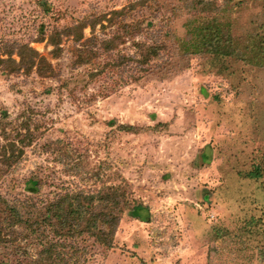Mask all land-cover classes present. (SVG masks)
Listing matches in <instances>:
<instances>
[{
	"label": "rangeland",
	"instance_id": "rangeland-1",
	"mask_svg": "<svg viewBox=\"0 0 264 264\" xmlns=\"http://www.w3.org/2000/svg\"><path fill=\"white\" fill-rule=\"evenodd\" d=\"M8 142L11 202L122 184L148 206L79 264H264V0H0Z\"/></svg>",
	"mask_w": 264,
	"mask_h": 264
},
{
	"label": "trees",
	"instance_id": "trees-1",
	"mask_svg": "<svg viewBox=\"0 0 264 264\" xmlns=\"http://www.w3.org/2000/svg\"><path fill=\"white\" fill-rule=\"evenodd\" d=\"M97 20L92 21V29ZM83 26L76 28L79 37ZM144 46L142 43L137 45L139 66L148 63L151 52H157L153 46L143 49ZM25 128L23 134L16 130V138L26 145L31 143L33 133L28 125ZM119 128L124 132L140 131L131 124L119 125ZM21 153L14 142L2 146L0 177L12 171ZM38 185L39 179L32 178L27 190L36 192ZM127 191V186L122 184L108 185L88 194L66 191L39 205L26 200L11 202L0 194V264L19 263L17 260L12 262L11 257L15 255L24 257L20 264H79L90 252L79 243L87 238L104 249L113 248L119 222L126 210L144 222L151 216L148 206L128 198ZM22 234L27 242L24 246L17 243ZM29 247L34 250L32 257H26Z\"/></svg>",
	"mask_w": 264,
	"mask_h": 264
}]
</instances>
